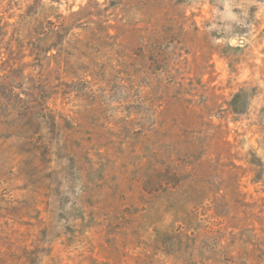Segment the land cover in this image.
Returning <instances> with one entry per match:
<instances>
[{
    "label": "rangeland",
    "instance_id": "374dc122",
    "mask_svg": "<svg viewBox=\"0 0 264 264\" xmlns=\"http://www.w3.org/2000/svg\"><path fill=\"white\" fill-rule=\"evenodd\" d=\"M0 264H264V0H0Z\"/></svg>",
    "mask_w": 264,
    "mask_h": 264
}]
</instances>
